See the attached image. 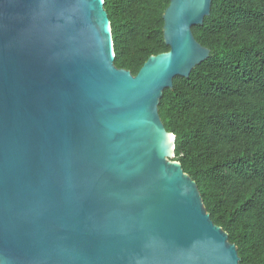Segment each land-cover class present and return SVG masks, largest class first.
Returning <instances> with one entry per match:
<instances>
[{
  "label": "water",
  "instance_id": "obj_1",
  "mask_svg": "<svg viewBox=\"0 0 264 264\" xmlns=\"http://www.w3.org/2000/svg\"><path fill=\"white\" fill-rule=\"evenodd\" d=\"M104 4L0 0V264H241L159 114L212 0H171L136 76Z\"/></svg>",
  "mask_w": 264,
  "mask_h": 264
},
{
  "label": "trees",
  "instance_id": "obj_2",
  "mask_svg": "<svg viewBox=\"0 0 264 264\" xmlns=\"http://www.w3.org/2000/svg\"><path fill=\"white\" fill-rule=\"evenodd\" d=\"M115 65L136 76L170 51L171 0H104ZM210 57L176 77L159 105L175 158L198 185L206 211L236 245L241 264H264V0H212L193 28Z\"/></svg>",
  "mask_w": 264,
  "mask_h": 264
}]
</instances>
